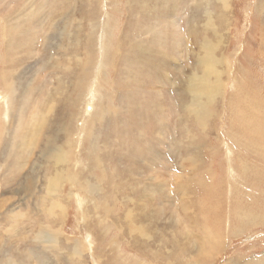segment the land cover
Here are the masks:
<instances>
[{
    "label": "rangeland",
    "instance_id": "rangeland-1",
    "mask_svg": "<svg viewBox=\"0 0 264 264\" xmlns=\"http://www.w3.org/2000/svg\"><path fill=\"white\" fill-rule=\"evenodd\" d=\"M0 264H264V0H0Z\"/></svg>",
    "mask_w": 264,
    "mask_h": 264
},
{
    "label": "bare ground",
    "instance_id": "bare-ground-1",
    "mask_svg": "<svg viewBox=\"0 0 264 264\" xmlns=\"http://www.w3.org/2000/svg\"><path fill=\"white\" fill-rule=\"evenodd\" d=\"M177 34V33H176ZM107 57V56H106ZM168 85V84H167ZM8 107V106H7ZM8 118V117H7ZM23 119V118H22ZM83 132V131H82ZM48 138V137H47ZM78 148V147H77ZM57 151V150H56ZM60 154H61V152L59 151L58 153H57V155H58V158H59V156H60ZM71 156V155H70ZM54 180H56V179H54ZM10 196V195H9ZM51 211V210H50ZM55 239V238H54Z\"/></svg>",
    "mask_w": 264,
    "mask_h": 264
}]
</instances>
